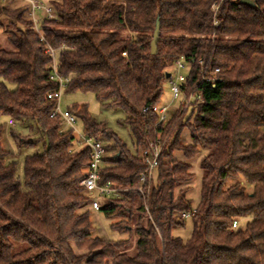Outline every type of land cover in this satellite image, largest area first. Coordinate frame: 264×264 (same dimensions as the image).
<instances>
[{"label":"trees","instance_id":"trees-1","mask_svg":"<svg viewBox=\"0 0 264 264\" xmlns=\"http://www.w3.org/2000/svg\"><path fill=\"white\" fill-rule=\"evenodd\" d=\"M44 1L56 15L42 21L45 42L27 6L0 5L16 49L0 47V116L34 123L44 140L43 152L26 158L21 180L16 164L6 163L0 129V264H264V0H251L254 6L240 0ZM49 48L59 57V72L70 79L66 90L92 93L128 116L123 124L135 153L86 108L72 111L86 135L109 143L101 181L129 189L107 199L100 211L117 220L114 229L137 237L134 257L124 252L129 241L93 236L84 210L92 200L81 185L90 153L76 148L72 131L51 117L56 101L48 95L57 85L50 80ZM181 58L190 67L182 93L202 100L159 123L152 110L160 106L168 69ZM216 69L215 83L207 82ZM150 143L162 145L158 180L145 185L142 195V153ZM201 149L207 154L200 202L191 238L183 241L173 235L185 224L175 214L192 210L188 186L194 175L174 153L191 159ZM240 177L246 187L227 185Z\"/></svg>","mask_w":264,"mask_h":264},{"label":"rangeland","instance_id":"rangeland-1","mask_svg":"<svg viewBox=\"0 0 264 264\" xmlns=\"http://www.w3.org/2000/svg\"><path fill=\"white\" fill-rule=\"evenodd\" d=\"M0 5L9 8L28 6L23 0H0ZM38 19L42 22V20L44 19V14L39 13ZM0 23V47L7 51H15V47L8 40L9 32L13 29L6 19H0ZM56 57L58 61V55ZM168 70L171 74L175 75L174 66L170 67ZM184 74L186 75L187 71H184ZM7 86L10 89L14 88V85L11 84H7ZM184 102L185 100L183 97H181L180 99H173L170 89V81L167 80L164 84V95L162 97L160 106H168L169 115L172 116L175 112L181 113L184 111V109L187 107V104ZM76 106L79 108V110H81L82 108H86L90 116L95 121L105 124L108 130L115 133L123 141V143L127 145L128 149L132 153H135L130 130L128 126L123 124L125 119L128 117L124 111H122L121 109L103 105L96 99L95 95L92 93L71 92L65 89L62 93L60 102L61 111H73L74 107ZM191 109L189 108V112L191 111ZM75 117L77 119V122L74 129L66 128L65 131H72L74 137L79 138L81 136H85L86 131L83 120L79 116ZM0 129L2 135V145L4 149L9 153L6 158V163H15L17 169V177H19L21 180H24V166L26 158L41 153L44 150V140L41 138L40 131L32 122H15V126H11L9 124V118L3 116H0ZM16 135L21 136V138L33 140L34 143L21 144L15 138ZM182 137L183 145L188 146L192 144V140L188 130H185L183 132ZM103 143L106 146L109 144L107 141ZM113 154L114 153H111L110 156H112ZM206 154L207 151L201 149L195 157L187 159L181 152L174 153V159L191 165V173L194 175V179L191 183H189L188 187L191 189L189 192V198L192 201V209H196L200 202L202 179L205 175L203 169L201 168V162L202 158ZM153 180L154 184L157 183L158 172H155ZM238 182L243 184V186L245 187L247 186V183L243 177H240L237 180H231L227 185L230 186ZM247 191L251 192L252 188L247 187ZM97 200L101 204V206L107 201V199L104 198H97ZM84 210L89 211L90 213V221L94 229V237H99L104 241H129V246L125 249L124 252L131 257L136 256L137 237L114 229L113 224H115L117 220L105 217L102 211L96 210L92 207V202L87 205ZM247 221L248 220H243L240 223L241 227H245ZM184 223V226L179 227L173 231V235L181 238L183 241H187L191 238L193 223L191 219L186 220Z\"/></svg>","mask_w":264,"mask_h":264},{"label":"built area","instance_id":"built-area-1","mask_svg":"<svg viewBox=\"0 0 264 264\" xmlns=\"http://www.w3.org/2000/svg\"><path fill=\"white\" fill-rule=\"evenodd\" d=\"M28 6L29 9V18L33 29L39 34L40 40L45 42L43 33H42V22L38 19V14H44V19L52 20L56 17L53 7L48 5L44 0H23ZM212 10L217 11V6L213 5ZM43 21V20H42ZM217 26L218 23L215 22ZM47 54L50 56L51 62L49 65L50 68V80L57 85V89L54 92H51L48 95V98L56 101V107L51 114L52 118L59 117L62 122L65 130L66 128L74 129L77 119L73 114L72 110L62 112L60 109V102L63 91L68 87L70 79L66 76H63L59 72V62L57 61L56 51L52 48L47 49ZM124 55H126L124 53ZM175 75L171 74L170 89L173 96V99L184 98L188 106L194 101H201L202 98L200 95H190L186 97L182 93V86L186 82V77L189 71V65L185 63L184 59H178L174 63ZM184 71H187V74H184ZM220 73L219 69H216L214 72L210 73L205 77V80L209 83L214 84L216 79L213 77L216 74ZM148 111V108L145 109ZM158 116L159 123H166L170 119L169 107L168 106H155L152 110ZM11 126H15L13 120H9ZM61 132H64V131ZM75 145L77 148L89 149L90 153V165L86 173L85 178L82 180L81 185L84 188L87 196L92 200V207L96 210H100L101 204L98 202L97 198H119L122 192L129 191V189H122L111 182L103 183L101 176V169L104 163L106 155L109 153L107 146L100 140L85 135L81 137H75ZM162 152V145L157 143H150L148 148L142 153V160L146 166V171L141 175V183L143 186L137 189V191L144 195V186H151V183L154 181V174L157 171L159 166V159ZM196 213V209L190 211L178 212L175 214V219L178 222H185L188 219H191ZM238 221H234L232 228L238 229Z\"/></svg>","mask_w":264,"mask_h":264},{"label":"water","instance_id":"water-1","mask_svg":"<svg viewBox=\"0 0 264 264\" xmlns=\"http://www.w3.org/2000/svg\"><path fill=\"white\" fill-rule=\"evenodd\" d=\"M240 2L242 4H246V5H249V6H254L255 5L254 2H252L251 0H240ZM159 37H160V21L157 20L156 27H155V30H154L153 40L151 41V53L153 55L157 54V52H158L157 44H158V41H159ZM167 78L168 79L170 78V74L167 76Z\"/></svg>","mask_w":264,"mask_h":264}]
</instances>
